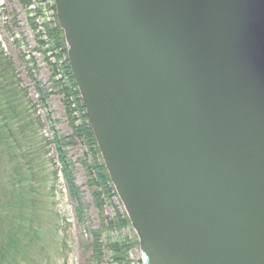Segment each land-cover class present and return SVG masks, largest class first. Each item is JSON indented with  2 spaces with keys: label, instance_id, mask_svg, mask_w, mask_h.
Masks as SVG:
<instances>
[{
  "label": "water",
  "instance_id": "water-1",
  "mask_svg": "<svg viewBox=\"0 0 264 264\" xmlns=\"http://www.w3.org/2000/svg\"><path fill=\"white\" fill-rule=\"evenodd\" d=\"M145 264H264V0H56Z\"/></svg>",
  "mask_w": 264,
  "mask_h": 264
},
{
  "label": "trees",
  "instance_id": "trees-1",
  "mask_svg": "<svg viewBox=\"0 0 264 264\" xmlns=\"http://www.w3.org/2000/svg\"><path fill=\"white\" fill-rule=\"evenodd\" d=\"M34 1L20 0L32 29H36L35 16L41 15V10L45 8L40 3L34 9ZM14 11L12 9L9 12L2 6L1 20L8 22L9 16L15 19ZM49 26L47 24L44 31L39 29L36 37L38 47L32 48V51L25 49L23 54L20 51L18 53L19 64L27 69L26 75L33 84L39 101L38 107L27 96L21 73H18L11 57L5 52L0 39V264H33L34 252L39 255L40 250H58L57 243L61 242L59 233L62 232V216L56 210L54 188H47L49 180L44 173V163L40 160V153L32 146L35 135L32 127H42L36 108L45 111L50 132L49 136L44 137L45 144L54 147L78 223L91 221L86 217L89 205L83 200V195L74 182L73 163L67 156L68 147L76 143L73 139L86 147L78 161L86 170L88 185L95 188L93 196L97 209L101 210L105 204H112V198L117 195L99 155L95 133L85 114L86 108L83 98H80L78 85L68 62L64 60L67 55L61 37L62 31L58 25ZM24 44L28 47L27 42ZM34 53L44 54L42 62L51 70L49 86L39 78V58ZM51 58H55V61L49 60ZM52 94L63 95L71 134H64L56 128V120L52 118L49 108ZM30 126L33 132L29 131ZM87 156H92V159L88 161ZM113 209L115 215L110 218L108 226H103L102 230L85 228L90 233L93 264H103L105 254L108 256L106 264H133L128 256L130 249L138 244L137 237H117L129 221L115 206ZM113 232L118 235H113ZM103 251L106 253L103 254ZM52 262L55 263V258Z\"/></svg>",
  "mask_w": 264,
  "mask_h": 264
},
{
  "label": "rangeland",
  "instance_id": "rangeland-1",
  "mask_svg": "<svg viewBox=\"0 0 264 264\" xmlns=\"http://www.w3.org/2000/svg\"><path fill=\"white\" fill-rule=\"evenodd\" d=\"M44 5V9L41 10V15L35 16L36 29H32V26L29 24L27 20L26 9L20 3V0H0V9L3 6L7 8V11H11L14 9L15 19L11 16L8 17V22L2 21L0 18V39L3 42L5 52L11 57L14 66L17 67L18 73L22 78V85L26 90L27 96L32 100L36 107H38V102L36 98V94L33 89V84L31 85L30 78L27 77V69L20 66L19 62V51L23 54V51L26 49L24 42H27L29 48L38 47L36 44V37L40 30L44 31V28H47V24L49 27H55L58 25L60 30L62 31V38L64 40V45L66 47V55L64 60H66L71 69L70 59L67 53V39H66V30L60 24L58 20V9L56 0H41L34 1V9L39 7V4ZM54 4V7H53ZM28 10V9H27ZM32 16V14H31ZM53 21V22H52ZM40 29V30H39ZM11 34L12 37L9 35ZM41 49H44L42 47ZM20 54V53H19ZM39 58V78H41L42 82L46 85H50L49 77L51 75V70L49 66H47L42 60L44 59V54L34 53ZM49 54V53H48ZM55 58H51L53 62ZM72 76L74 74L71 70ZM75 80V78H74ZM80 93V98H83L84 107L86 108L85 114L89 117V123L92 126V122L90 116L87 112L86 103L83 97L81 90L78 91ZM25 100V99H24ZM63 95L61 94H52L50 98V112L52 118L56 120L55 125L58 130H60L64 134H71L72 130L69 126V123L66 118L65 106L63 104ZM26 102V100H25ZM36 115L40 116L42 127L35 125L32 128L30 126L29 131H32L35 135L32 139V146L34 149L40 153V160L44 163L42 166L44 168V173L48 176L49 183L47 184V188L53 186L54 188V200L57 201L56 210H58L62 216V232L59 233L60 244L57 243L59 249L58 250H40L41 254L37 255L35 252L32 254L34 258L33 264H93L91 260L92 250L90 248V233L85 231V228L88 229H99L102 230L103 226L109 225V220L115 215V211L113 206H115L118 212L124 213L125 217H127L129 223L126 227L122 229V232L119 231V235L116 232H113V235L125 236L128 239L130 237L136 236L138 244L133 246L129 251V258L133 260V264H145L144 252L142 248V244L140 241V236L138 231L131 219L128 209L126 207L125 202L123 201L120 193L117 190V187L113 183L109 170L105 164V168L109 174V179L111 184L116 189V196L112 198V204H105L101 210L97 209L95 205V199L93 196L94 187H90L87 183L86 170L82 166V164L78 161L81 158V155L86 150L84 144L79 143L78 140L73 139L76 143L72 147H68V158H71L73 163V176L75 177V183L77 187H79L80 192L82 193L83 200L88 203L89 208L86 213V217H88L91 221L84 222V224H79L76 218L74 207L71 202V199L68 196L66 183L63 178V174L61 172V166L57 162V158L55 155V151L53 145L45 144V140L42 141V137L48 136L47 130V121L45 120L44 111L40 108H36ZM79 123V121L77 122ZM93 128V127H92ZM94 131V129H93ZM95 133V131H94ZM96 137V133H95ZM97 145L99 148V155L105 163L102 151L99 147L98 140L96 138ZM52 157V161H51ZM99 157V158H100ZM88 161L92 159V156H87ZM105 234L102 235V239H104ZM103 243V241H102ZM104 244V243H103ZM67 246V247H66ZM106 252L103 251V254ZM48 254V255H47ZM49 256V257H48ZM103 264L107 263L108 256L105 254ZM55 258V263L52 262V259ZM110 264V263H109Z\"/></svg>",
  "mask_w": 264,
  "mask_h": 264
},
{
  "label": "bare ground",
  "instance_id": "bare-ground-1",
  "mask_svg": "<svg viewBox=\"0 0 264 264\" xmlns=\"http://www.w3.org/2000/svg\"><path fill=\"white\" fill-rule=\"evenodd\" d=\"M28 48V49H27ZM26 50H28V51H32V49L31 48H29V47H27L26 46ZM74 173V172H73ZM76 180L74 179V182H75Z\"/></svg>",
  "mask_w": 264,
  "mask_h": 264
}]
</instances>
